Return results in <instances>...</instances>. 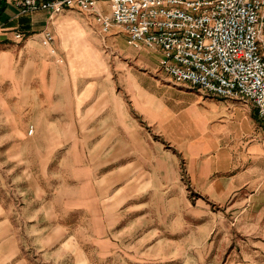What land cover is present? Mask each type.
Instances as JSON below:
<instances>
[{
	"label": "rangeland",
	"instance_id": "obj_1",
	"mask_svg": "<svg viewBox=\"0 0 264 264\" xmlns=\"http://www.w3.org/2000/svg\"><path fill=\"white\" fill-rule=\"evenodd\" d=\"M109 34L108 67L134 64L172 112L156 128L139 126L166 156L121 173L116 186H109L106 178L126 160L110 164L116 157L110 145L102 152L101 127L96 133L95 123H85L94 100L81 111L76 97L89 83L109 78L122 90L121 70L81 78L76 91L65 83L63 67L50 108L16 107L10 83L2 85L0 99L10 107L8 114L0 109V196L25 264H264V193L250 190L255 177L225 203L210 201V183L221 182L222 188L233 176L264 170V164L243 158L253 145L264 146V120L254 104L176 84L160 71L156 50L129 45L121 28ZM129 181L132 187L124 188ZM110 197L116 204L105 209L113 204Z\"/></svg>",
	"mask_w": 264,
	"mask_h": 264
},
{
	"label": "crops",
	"instance_id": "obj_2",
	"mask_svg": "<svg viewBox=\"0 0 264 264\" xmlns=\"http://www.w3.org/2000/svg\"><path fill=\"white\" fill-rule=\"evenodd\" d=\"M20 1L0 0V87L10 83V93L17 100L16 107H20V103L25 107L31 103L30 107L35 109L44 108V104L50 108L55 88L61 84L60 71L66 67L65 83L72 84L76 91L81 78H96L121 70L122 90L113 78H109L101 84L89 83L76 97L77 108L81 111L94 100L86 116L84 115L85 123H95L96 133H99L98 126L101 127L100 148L102 150L110 145L113 157H116L110 164L126 160L125 163H120L122 165L119 169H112L111 176L106 178L113 183L109 186H116L114 184L118 182L121 173H130L136 166L143 170L152 164L154 156L165 157L160 144L143 137L139 126L147 123L156 128L168 116L172 117V112L167 108L165 100L152 90L150 77L143 72L135 73L134 64L133 69L121 67L115 70L108 67L106 39L112 34L103 33L93 15L77 9L64 10L57 15L46 11L21 14ZM48 33L52 34L53 42L47 41ZM261 46L264 53V35ZM118 51L128 60L135 59V55L126 53L121 48ZM141 62L142 66L147 67ZM30 85L39 87L33 90ZM9 107L4 98L0 99V109L4 110V114H8ZM12 119L13 124L19 123L16 118ZM109 124L112 126L108 130L104 129ZM158 134L162 135L161 132ZM185 141L188 146L191 138L187 137ZM243 158L264 164V146L253 145ZM250 177H255L250 183V190H256L253 195L264 193V170H260L249 176H233L230 181L223 183L222 188L219 186L221 182L210 183V201L213 204L225 203L239 190V185ZM235 181H238V187H234ZM126 187L131 188L132 182L129 181L124 188ZM114 197L109 198L110 203H113ZM3 198L4 195L2 198L0 196V264H14L16 261H19L18 264H25L20 239L16 237L15 229L8 225L6 201ZM114 204L116 203H106L105 209Z\"/></svg>",
	"mask_w": 264,
	"mask_h": 264
},
{
	"label": "built area",
	"instance_id": "obj_3",
	"mask_svg": "<svg viewBox=\"0 0 264 264\" xmlns=\"http://www.w3.org/2000/svg\"><path fill=\"white\" fill-rule=\"evenodd\" d=\"M19 8L91 14L103 33L118 27L129 45L156 50L160 71L176 84L248 100L264 120V0H21Z\"/></svg>",
	"mask_w": 264,
	"mask_h": 264
}]
</instances>
